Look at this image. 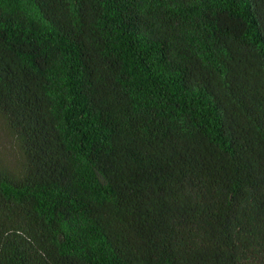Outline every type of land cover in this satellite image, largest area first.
Listing matches in <instances>:
<instances>
[{
    "label": "trees",
    "instance_id": "trees-1",
    "mask_svg": "<svg viewBox=\"0 0 264 264\" xmlns=\"http://www.w3.org/2000/svg\"><path fill=\"white\" fill-rule=\"evenodd\" d=\"M0 128V264H264V0H0Z\"/></svg>",
    "mask_w": 264,
    "mask_h": 264
},
{
    "label": "rangeland",
    "instance_id": "rangeland-1",
    "mask_svg": "<svg viewBox=\"0 0 264 264\" xmlns=\"http://www.w3.org/2000/svg\"><path fill=\"white\" fill-rule=\"evenodd\" d=\"M8 145V142H6V140L3 138V132H2V130H1V128H0V145ZM8 147H3L1 150L2 151H6V150H8L7 149Z\"/></svg>",
    "mask_w": 264,
    "mask_h": 264
}]
</instances>
